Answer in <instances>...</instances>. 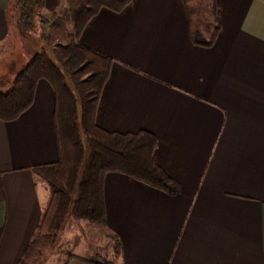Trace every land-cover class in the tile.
Returning a JSON list of instances; mask_svg holds the SVG:
<instances>
[{
	"label": "crops",
	"instance_id": "1",
	"mask_svg": "<svg viewBox=\"0 0 264 264\" xmlns=\"http://www.w3.org/2000/svg\"><path fill=\"white\" fill-rule=\"evenodd\" d=\"M10 1L0 0V59L17 72L43 46V18L61 2L46 0L38 28L23 33ZM190 3L101 8L79 36L113 59L96 125L154 134V159L179 186L168 194L104 175L99 228L114 240L112 264H264V0ZM216 26L209 46L194 42L195 32L211 40ZM54 106L52 86L40 79L28 109L0 119V264H20L48 205L45 171L36 168L59 161ZM97 263L76 254L63 262Z\"/></svg>",
	"mask_w": 264,
	"mask_h": 264
},
{
	"label": "trees",
	"instance_id": "2",
	"mask_svg": "<svg viewBox=\"0 0 264 264\" xmlns=\"http://www.w3.org/2000/svg\"><path fill=\"white\" fill-rule=\"evenodd\" d=\"M130 1L68 0L65 18L71 16L73 26L69 42L50 48L47 35L39 32L43 41L39 52L16 72L9 89L0 90V119L3 121L14 120L28 109L40 79L50 83L55 99L53 118L59 161L36 168L45 171L49 201L20 264H41L42 247L54 245L61 222L69 211L76 218L105 225L103 178L108 172L128 175L168 194L179 192L178 184L154 159L157 146L154 134L146 130L108 132L95 123L99 96L113 59L79 44V36L88 20L101 8L120 12ZM9 4L21 32L38 28L37 21L46 0H11ZM61 18L57 17L54 22L62 26ZM217 30L216 26L209 41H204L198 32L192 34L193 40L209 46ZM84 75L87 79L81 78Z\"/></svg>",
	"mask_w": 264,
	"mask_h": 264
},
{
	"label": "rangeland",
	"instance_id": "3",
	"mask_svg": "<svg viewBox=\"0 0 264 264\" xmlns=\"http://www.w3.org/2000/svg\"><path fill=\"white\" fill-rule=\"evenodd\" d=\"M206 0H190V5L194 8L202 9ZM61 5L58 12L49 14L47 19H44L45 30H42L44 34L49 38L50 48L58 45H64L69 42V37L73 33V26L71 22V16L65 18L66 12L69 8L68 0H60ZM62 16L63 25H57L54 20L57 17ZM64 16V17H63ZM38 27V25H37ZM45 45V44H44ZM10 68V69H9ZM8 69L11 72H16V68L10 63L0 59V73L2 70ZM87 79V75L81 77ZM11 80V77L9 78ZM8 78L2 80L0 75V89L6 85L9 81ZM7 80V81H6ZM6 81V82H5ZM70 82V81H69ZM5 91V90H4ZM50 178L51 172H48ZM102 233V234H101ZM99 226L93 224L86 218H76L69 211L63 223L61 222V228L58 232L57 239L51 248L45 246L41 250V264H63L64 260L70 254L82 255L85 257L105 262L111 255V246H114V240L110 239Z\"/></svg>",
	"mask_w": 264,
	"mask_h": 264
}]
</instances>
